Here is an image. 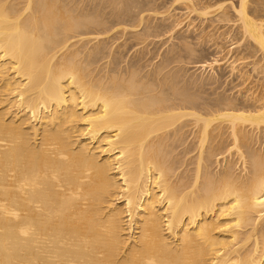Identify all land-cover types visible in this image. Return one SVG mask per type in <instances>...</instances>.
<instances>
[{
	"label": "bare ground",
	"instance_id": "6f19581e",
	"mask_svg": "<svg viewBox=\"0 0 264 264\" xmlns=\"http://www.w3.org/2000/svg\"><path fill=\"white\" fill-rule=\"evenodd\" d=\"M248 1L233 9L264 77V20ZM252 2L263 14L264 0ZM65 7L0 0V264H264V149L253 145L264 96L254 108L221 97L206 115L190 110L200 98L179 85L102 69V42L88 45L111 26ZM184 120L199 148L175 156ZM218 125L240 162L218 153Z\"/></svg>",
	"mask_w": 264,
	"mask_h": 264
},
{
	"label": "rangeland",
	"instance_id": "374dc122",
	"mask_svg": "<svg viewBox=\"0 0 264 264\" xmlns=\"http://www.w3.org/2000/svg\"><path fill=\"white\" fill-rule=\"evenodd\" d=\"M128 1L129 0H113V1L112 0H74V1L59 0V2L62 3L63 6H67L65 7L66 9L68 8L70 10L71 8L70 12L72 13V15H74L73 17L76 18L85 17V19L88 20L94 19L95 23L96 22L100 23L102 21L101 22L102 25L100 26V29L105 28L106 25H108L107 27L111 26L110 29L112 31L105 28L107 29L106 30L107 32L102 33L103 34L101 35L102 38L100 37L101 40H94L93 42H91V44L89 43L90 45H88V49H90L91 46L94 47L95 45H97L98 41L99 43L102 42V44H100L101 49L102 50L104 49L103 53H105L103 59L104 61L102 60V62H100L99 64V66L103 67V68L101 67L102 69L108 70L110 67L117 66V68H119L118 70L119 73H123V74H126L125 72L135 73L136 71L141 78L144 79L150 78V80H152L153 82L155 81L157 83L159 82L166 83V81H169L166 84L167 86L169 84L170 87H175L176 85H179L176 86V88L178 89L182 88L183 90L186 89V91L189 94L193 92L192 94L194 96L200 98L196 103L197 107L195 109L194 107H192V109L191 107H189V109L198 112L201 111L202 113L204 112V110H206L204 112V115H206L208 110L210 112L217 110L218 102L220 101V99L223 98L225 100H228V102L230 101L231 104L238 106L239 108L242 107L254 108L260 106L259 105L260 98L264 96V86H263L264 77L262 72V57L260 53L258 54L252 52L251 49L246 48L245 44H247L248 42H246L245 38L241 33L240 28L238 27L239 26L238 23L241 22L240 20L238 21L239 17L236 15L233 9V8H238V6L240 7L241 5L240 2L242 0H187V1L186 0H138V2L136 1L137 3H135L136 8L133 7L134 9L132 10L135 14L133 12L131 14V12L128 11L127 8H125ZM191 5L192 7H190ZM248 6L251 16H253L256 20H262V19L264 20L263 17L264 12L262 14L261 11H256L257 9L254 8L252 0L248 1ZM138 10L139 12H137ZM211 11H213L214 13L210 15V13L208 12ZM228 11L230 12L228 13ZM253 11L256 12L253 13ZM204 12L205 13L207 12L208 16L207 15L204 16L203 15ZM222 15H228L226 21L220 19ZM119 23L121 25L123 24L124 26H126L128 31H125L124 33L123 31L122 32L119 31V27L115 26L118 25ZM103 24L105 25L103 26ZM134 33H136V35ZM94 34L96 35V33ZM140 40L142 41L139 42ZM103 45L104 47L105 46L106 47L104 48ZM190 48L192 49V52H190L191 51ZM109 50L110 51L112 50L111 52L114 53L112 54ZM190 53L191 54L193 53L194 56H192ZM118 56L120 58H118ZM117 60L118 62L116 64ZM214 60H217L219 62L213 70L211 68H208L207 70L197 68L196 70L197 64L206 63V62L212 63L214 62ZM165 64L166 65L168 64L169 66L168 65L166 66ZM162 66L165 68L163 69ZM192 67L194 69H192ZM124 68L125 70H123ZM160 68H162L163 71ZM140 72L143 74H141ZM178 76H180L181 79L178 78ZM164 79L165 82L162 81ZM178 79L179 82L176 81ZM187 88L188 89L190 88L191 90L189 89L190 90L189 91ZM200 104L203 108L200 106ZM255 104L256 105L258 104V106H256ZM185 108L188 109V107ZM211 108L215 110L212 111ZM187 119L189 121L188 123H191L193 121L189 118ZM186 122L185 120L184 122H182V125L185 123L184 125L186 126L182 134L183 136H181L182 138L181 137L180 138L183 139L184 137H186V139L188 140L184 138L183 139L184 143H183L182 142L183 140L179 139L180 140L179 142L177 139L169 143L171 149L173 142H175L173 148L174 146L176 147H178V145L181 146V149L179 148V151L177 150L178 148L172 149L175 150L174 151L175 156L181 153L185 154L188 151V148L191 146L192 147L189 148V149L193 148L191 151L193 152L195 151L196 153L198 151L197 147L199 146V142H198L199 133L197 132L199 129L196 128V126L194 125L195 128L194 126L191 127L194 128L195 130L192 129L191 131V127L190 129H188V126L194 123L187 125ZM220 125L218 126L222 127L223 129L225 128L224 130H222L224 136H222L221 138L219 137L220 141L216 140L215 144L217 145V142L222 141V144L220 143L219 144L221 146H223L224 144V146L223 147L220 146L221 151H219L218 149L217 150L219 151L218 153L225 152L223 154V157L225 156L227 158L225 160L228 161L234 160L233 163L240 162L239 155L238 153H236L237 152L236 150H233L232 151L233 153L231 154L227 152L228 149L231 147V138L229 140V131L228 129H226V126L223 127L224 125L222 126ZM186 127H187V131L185 130ZM189 130L191 132H188ZM196 130L197 132H195ZM193 133H197L198 136L196 137V134ZM263 137L264 134L262 132H258V133L256 132L255 134L256 139L255 142L253 143L255 149L257 150L264 149ZM222 138H224V140H221ZM191 139L192 141H190ZM195 139H197L198 141ZM186 141L188 144L186 143ZM181 142L183 145L181 144ZM189 143L191 145H189ZM183 146L185 147L183 148ZM226 146L229 147L227 148ZM222 148L224 149V151ZM182 150L185 152L183 153ZM220 160L222 164L221 166L220 165L218 166L217 163L214 164L215 167L213 166V170L215 172L222 170L223 169L222 166L225 165L226 161L224 159H220ZM237 165H236V171L238 170L237 173H240L241 171V174H245L244 170L242 172L243 166H240V163H238Z\"/></svg>",
	"mask_w": 264,
	"mask_h": 264
}]
</instances>
